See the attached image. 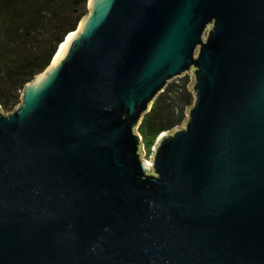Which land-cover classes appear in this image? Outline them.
<instances>
[{
	"label": "water",
	"instance_id": "1",
	"mask_svg": "<svg viewBox=\"0 0 264 264\" xmlns=\"http://www.w3.org/2000/svg\"><path fill=\"white\" fill-rule=\"evenodd\" d=\"M87 6L0 110V264H264V0ZM186 73L193 104L143 159Z\"/></svg>",
	"mask_w": 264,
	"mask_h": 264
},
{
	"label": "trees",
	"instance_id": "2",
	"mask_svg": "<svg viewBox=\"0 0 264 264\" xmlns=\"http://www.w3.org/2000/svg\"><path fill=\"white\" fill-rule=\"evenodd\" d=\"M88 0H0V107L5 113L20 103L24 86L51 63L66 36L87 14ZM160 93L137 129L147 148L156 138L181 126L194 101L188 76Z\"/></svg>",
	"mask_w": 264,
	"mask_h": 264
},
{
	"label": "rangeland",
	"instance_id": "3",
	"mask_svg": "<svg viewBox=\"0 0 264 264\" xmlns=\"http://www.w3.org/2000/svg\"><path fill=\"white\" fill-rule=\"evenodd\" d=\"M87 11H88V6H87ZM185 76H188V78L190 79V75H189L188 73L183 74L181 77H185ZM181 77H177V78H181ZM177 78H174V79L170 80V81L167 83V85L170 84V83H174V82H176V81H177V80H176ZM190 81H191V79H190ZM0 110H1V112H2L3 114H8V113H5V112L2 110L1 107H0ZM142 143H143V139H142ZM143 151H144L143 154L146 155L147 148H146V146H145L144 143H143ZM145 155H142V158H143V159H146Z\"/></svg>",
	"mask_w": 264,
	"mask_h": 264
},
{
	"label": "bare ground",
	"instance_id": "4",
	"mask_svg": "<svg viewBox=\"0 0 264 264\" xmlns=\"http://www.w3.org/2000/svg\"><path fill=\"white\" fill-rule=\"evenodd\" d=\"M70 35H71V34H70ZM62 44H63V43H62ZM62 44L60 45V47H59V49H58V52H59V50H60V48H61ZM58 52H57V54H58ZM57 54H56V55H57ZM55 57H56V56H55ZM54 59H55V58H54Z\"/></svg>",
	"mask_w": 264,
	"mask_h": 264
}]
</instances>
